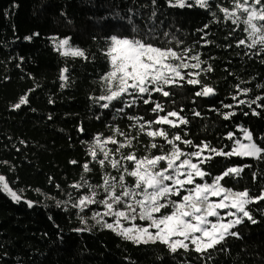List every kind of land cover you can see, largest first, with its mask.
I'll list each match as a JSON object with an SVG mask.
<instances>
[{
    "label": "trees",
    "instance_id": "obj_1",
    "mask_svg": "<svg viewBox=\"0 0 264 264\" xmlns=\"http://www.w3.org/2000/svg\"><path fill=\"white\" fill-rule=\"evenodd\" d=\"M210 3L209 10L172 7L170 0H0V175L22 196L16 203L0 191V264H264V201L247 206L257 223L245 219L233 229L239 237L229 236L207 253H196L192 246L189 251L171 253L160 243L136 245L127 241L90 218L102 205H91L80 213L87 225L71 203L57 206L58 201L69 200V193L73 199L86 194L87 189L70 186L80 181L81 165L90 160L87 153L93 137L112 135V127L130 130L132 122L123 114L100 108L94 99L105 94L100 77L110 70L104 51L112 35L154 36L151 42L156 46L178 51L192 48L190 55L200 54L202 67L211 65L213 71L202 73L199 79L213 87L215 95L197 97L200 85L187 84L166 89L173 93L168 98L153 94V100L162 103L166 111L183 108L180 115L189 120L186 126L168 129L170 133L183 135L186 131L185 139L195 144L206 141L228 151L232 141L226 139L227 133L235 132L239 137L238 127H244L264 147V107L257 106L264 100L251 108L238 103L264 96V87H260L264 86V53L257 55L258 49L236 46L246 37L243 26L233 32L235 26L225 21L215 6L231 7V0ZM133 28L138 31L133 32ZM172 37L183 43L177 45ZM64 38H70L72 47L85 51L88 59L60 55L53 39ZM64 68L68 69L67 81L60 79ZM237 85L251 91L240 94ZM25 95L28 103L15 109L13 105ZM152 107L138 101V106L127 112L153 120ZM253 109L259 115H253ZM195 111L201 116H194ZM229 112L235 115L223 119ZM131 132L136 134L135 129ZM150 139L140 135L139 143L134 141L138 156L149 154L145 146ZM156 142L162 143L159 138ZM180 147L195 150L183 144ZM150 154L160 152L152 149ZM73 160L79 163H70ZM245 164L251 167L239 178H225L221 183L258 196L264 190V161L217 157L202 167L216 176L227 167ZM90 166L89 182L100 183L105 169L95 163ZM106 170L118 175L115 170ZM206 179L211 182V177ZM127 181L134 182L131 177ZM24 201H32L33 207ZM85 227L90 231H75Z\"/></svg>",
    "mask_w": 264,
    "mask_h": 264
},
{
    "label": "snow or ice",
    "instance_id": "obj_2",
    "mask_svg": "<svg viewBox=\"0 0 264 264\" xmlns=\"http://www.w3.org/2000/svg\"><path fill=\"white\" fill-rule=\"evenodd\" d=\"M170 6H198L210 10L212 4L210 0H175V3L170 0ZM215 6L223 14L224 20L231 21L235 26L233 32L243 26L242 31L246 33V37L236 42L237 47L258 49L257 55L264 53V0H231V7L223 4ZM212 15L216 17L215 12ZM132 30L138 31L136 28ZM164 35L167 37L168 33ZM155 38L148 35L143 38L112 35L108 38L104 55L108 59L110 70L100 77L105 94L94 99L100 108L113 109L117 114H123L132 122L130 130L125 132L119 127H112V135L104 137L103 134H97L93 137L87 153L90 160L81 165L80 181L70 186L76 190L87 189L86 194L73 199L69 193V200L58 201L57 206L71 203L72 208L79 210L77 215L81 222L87 225V219L80 216V213L91 205H102L103 211H93L90 218L127 241L136 245L160 243L171 253H177L180 249L189 251L190 246L196 253H207L216 249L227 237H239V233L233 229L243 224L245 219L252 224L257 223L247 206L264 201V190L258 196H251L248 189L235 191L221 183L225 178H239L251 165L227 167L216 176L202 166L217 157L264 161V147L256 142L252 131L244 127H238L242 134L239 137L235 132L227 133L226 139L232 141L228 151L216 148L206 141L195 144L192 140L185 139L186 131L183 135L180 132L170 133L168 129L186 126L189 120L180 115L183 108L179 112L166 111L162 103L153 100V94L159 93L168 98L173 93L166 89L184 87L187 84L200 85L201 90L195 92L197 97L213 96L214 88L204 85L199 79L202 73L213 69L211 65L202 67L204 61L200 54L190 55L192 48L178 51L171 47H158L151 42ZM26 39L31 40L32 37ZM171 39L176 40L175 37ZM176 43L180 45L183 42L176 40ZM207 43L209 42L205 41ZM56 50L65 57L88 59L85 51L70 46V38L60 39ZM67 72V68L62 70L61 80H68ZM237 88L243 95L251 91L241 89L239 85ZM232 99L236 100L237 97L233 96ZM261 100H264V96H257L251 101L239 100L238 103L247 104L251 108L252 104ZM138 101H142L144 105H153L150 111L155 119L146 120L143 116L128 114L127 110L137 107ZM27 103L28 97L25 95L13 107L19 109ZM116 104L120 107H115ZM257 106L264 107V104ZM252 114L259 115L254 109ZM193 115L200 117L201 113L195 111ZM234 115L235 112H229L223 115V119L228 120ZM131 129L136 130L135 135ZM79 131L83 133L85 130L80 127ZM140 135L151 138L145 146V152L149 154L144 156H138L135 151L134 141L139 143ZM157 138L162 143H157ZM181 144L195 150L185 151L180 147ZM165 146H168L167 150ZM152 149L159 150L160 154L151 155ZM70 163L79 162L73 160ZM92 163L105 169L98 184L90 183L87 178V174L93 171L90 166ZM108 168L115 170L118 175H112L106 170ZM127 177L133 178L134 182L129 184ZM206 177H211V182ZM252 178L256 179L255 173ZM198 180L201 182H197ZM0 191L16 203L22 200V196L10 187L4 175H0ZM24 202L29 208L33 207L32 201ZM105 217L111 218L112 222H108ZM137 220L146 223L136 224ZM125 222L130 226H125ZM75 231L90 229L85 227Z\"/></svg>",
    "mask_w": 264,
    "mask_h": 264
},
{
    "label": "rangeland",
    "instance_id": "obj_3",
    "mask_svg": "<svg viewBox=\"0 0 264 264\" xmlns=\"http://www.w3.org/2000/svg\"><path fill=\"white\" fill-rule=\"evenodd\" d=\"M171 2L172 3H175V0H171ZM60 39H53V44H54V46H55V48H56V45H57V43H58V41H59ZM71 46V45H70ZM72 47V46H71ZM242 134L240 133V136H241ZM213 199H215V198H213ZM99 211H103V208H102V210H99ZM105 219L106 220H108V222H112L111 221V218H108V217H105ZM94 221V220H93ZM95 222V221H94ZM96 223V222H95ZM97 224V223H96ZM97 225H99V226H101L100 224H97ZM125 226H130L127 222H125ZM102 227V226H101Z\"/></svg>",
    "mask_w": 264,
    "mask_h": 264
}]
</instances>
